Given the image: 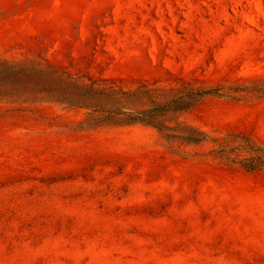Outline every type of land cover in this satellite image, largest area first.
<instances>
[{
  "label": "rangeland",
  "instance_id": "rangeland-1",
  "mask_svg": "<svg viewBox=\"0 0 264 264\" xmlns=\"http://www.w3.org/2000/svg\"><path fill=\"white\" fill-rule=\"evenodd\" d=\"M0 58L134 95L0 70V264H264V0H0Z\"/></svg>",
  "mask_w": 264,
  "mask_h": 264
},
{
  "label": "trees",
  "instance_id": "trees-1",
  "mask_svg": "<svg viewBox=\"0 0 264 264\" xmlns=\"http://www.w3.org/2000/svg\"><path fill=\"white\" fill-rule=\"evenodd\" d=\"M0 67L2 72L21 74L22 78L26 80L28 88L36 85V80L43 78L49 83H55L58 80V82H64L71 86L72 89H77L76 94L71 92L72 97L67 100L52 101L69 105L70 107H83L79 102L80 99L90 103L93 101L102 102L103 104H111L116 107L119 104L122 105L132 102V97H134L132 93L116 86L114 82L108 80H91L89 78L88 82H86L52 66L43 59L25 58L22 60H10L0 58ZM50 90L55 91L53 88H50ZM110 112L114 114V112Z\"/></svg>",
  "mask_w": 264,
  "mask_h": 264
}]
</instances>
